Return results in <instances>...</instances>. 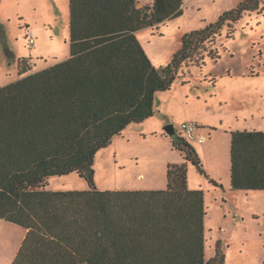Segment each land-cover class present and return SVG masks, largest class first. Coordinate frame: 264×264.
<instances>
[{
  "label": "trees",
  "instance_id": "1",
  "mask_svg": "<svg viewBox=\"0 0 264 264\" xmlns=\"http://www.w3.org/2000/svg\"><path fill=\"white\" fill-rule=\"evenodd\" d=\"M137 4L68 0L69 58L33 73L20 58L18 80L0 87V220L25 230L11 264L224 263L219 243L204 259L203 193L188 189L187 166L204 172L186 137L164 133L183 159L167 166L165 190H98L94 158L154 116L156 95L172 88L183 67L219 60L216 38L226 28L233 35L245 14L261 13L263 0H242L183 35L164 68L135 34L180 16L183 0ZM230 136V188L264 191V131ZM70 174L88 189H48L49 178Z\"/></svg>",
  "mask_w": 264,
  "mask_h": 264
},
{
  "label": "rangeland",
  "instance_id": "2",
  "mask_svg": "<svg viewBox=\"0 0 264 264\" xmlns=\"http://www.w3.org/2000/svg\"><path fill=\"white\" fill-rule=\"evenodd\" d=\"M241 1L183 0L180 16L158 30L142 29L136 38L152 64L164 68L181 48L183 35L215 22ZM137 2L138 8L151 5V0ZM262 7L259 14H245L233 35L226 28L216 38L213 48L219 60L183 67L172 88L156 95L154 117L129 126L94 158L98 190H165L167 166L183 162L169 136H164L165 127L172 125L174 136L186 137L204 172L187 166L188 189L203 193L205 261L214 256L219 243L223 264L264 262V191L230 188L231 132L264 131V0ZM0 22L8 46L14 45L19 56L32 55L31 73L69 58L68 0H0ZM26 24L34 33L31 48L25 39ZM4 46L0 37V84L15 81L18 73ZM184 123L199 127L192 137L181 128ZM48 189L81 191L88 185L70 174L49 178ZM24 237L23 228L0 220V264L12 263Z\"/></svg>",
  "mask_w": 264,
  "mask_h": 264
},
{
  "label": "crops",
  "instance_id": "3",
  "mask_svg": "<svg viewBox=\"0 0 264 264\" xmlns=\"http://www.w3.org/2000/svg\"><path fill=\"white\" fill-rule=\"evenodd\" d=\"M25 27L29 28L27 24H26ZM0 37H1V40H2L3 44L5 45V46H4V47H5V54H6V57H7L8 60L15 61V62L17 63L18 59H20V58H28V59H30L31 61H33L32 55H31L30 53H29L28 55H26V54H22L21 56H19V55H17L16 52H15V46H14V45H12L11 47L8 46V37H7V34H6L5 26H4V24L1 23V22H0ZM8 52H9V53H8ZM43 69H45V68L39 69V70H37V71H40V70H43ZM16 80H18V75H17V79H16ZM16 80H15V81H16ZM15 81L7 82V83H5V84H0V87L5 86V85L10 84V83H13V82H15ZM154 115H155V113H154ZM153 117H154V116H153ZM153 117L149 118L148 120H151ZM148 120H146V121H148ZM146 121H145V122H146ZM145 122H144V123H145ZM144 123H143V124H144ZM211 130L213 131L214 129H211ZM243 131H244V130H243ZM246 131H247V130H246ZM153 133H156V132H153ZM56 189H57V188H56ZM56 189L53 190V191H56Z\"/></svg>",
  "mask_w": 264,
  "mask_h": 264
},
{
  "label": "built area",
  "instance_id": "4",
  "mask_svg": "<svg viewBox=\"0 0 264 264\" xmlns=\"http://www.w3.org/2000/svg\"><path fill=\"white\" fill-rule=\"evenodd\" d=\"M25 38H26L28 47L29 48L33 47V45L35 44L34 33L28 29V31L25 34ZM181 128L185 130L187 133H189L190 136H192L193 133L198 129V126L193 123H184L182 124Z\"/></svg>",
  "mask_w": 264,
  "mask_h": 264
},
{
  "label": "water",
  "instance_id": "5",
  "mask_svg": "<svg viewBox=\"0 0 264 264\" xmlns=\"http://www.w3.org/2000/svg\"><path fill=\"white\" fill-rule=\"evenodd\" d=\"M165 133L169 136H173L175 134V131L173 129L172 125H168L165 127ZM192 137V136H191Z\"/></svg>",
  "mask_w": 264,
  "mask_h": 264
}]
</instances>
